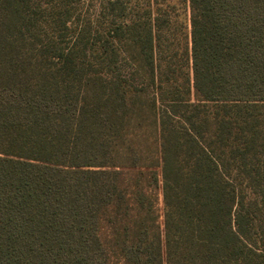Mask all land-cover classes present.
<instances>
[{
    "label": "trees",
    "instance_id": "trees-1",
    "mask_svg": "<svg viewBox=\"0 0 264 264\" xmlns=\"http://www.w3.org/2000/svg\"><path fill=\"white\" fill-rule=\"evenodd\" d=\"M0 264H264V0H0Z\"/></svg>",
    "mask_w": 264,
    "mask_h": 264
}]
</instances>
